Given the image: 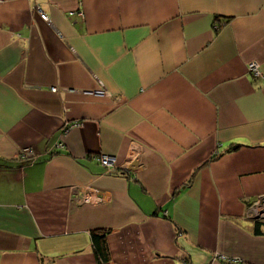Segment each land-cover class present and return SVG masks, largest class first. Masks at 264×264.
I'll list each match as a JSON object with an SVG mask.
<instances>
[{"label":"crops","instance_id":"1","mask_svg":"<svg viewBox=\"0 0 264 264\" xmlns=\"http://www.w3.org/2000/svg\"><path fill=\"white\" fill-rule=\"evenodd\" d=\"M260 196L264 0H0V264H264Z\"/></svg>","mask_w":264,"mask_h":264},{"label":"built area","instance_id":"2","mask_svg":"<svg viewBox=\"0 0 264 264\" xmlns=\"http://www.w3.org/2000/svg\"><path fill=\"white\" fill-rule=\"evenodd\" d=\"M37 11L39 13V16L41 19L43 20H48V17L46 15V13H44L43 11H41L39 8H37ZM247 69L249 71L250 74H252L253 76H260V70L258 67V64L255 61H250L247 64ZM96 94L102 95L104 94L106 91L104 88H98L94 91ZM63 131L66 132L67 131V126H65L63 128ZM34 153L32 151V149H30L29 147H23L20 151V156L21 157H33ZM97 160L99 161V163L105 167H109V166H114L115 164V158L111 155H107V154H98L96 155ZM82 201H89V196L83 194L80 197H76V199ZM253 216H256L258 218L263 217L264 218V197L260 196L259 198H257L254 202H253V206H252V211H251Z\"/></svg>","mask_w":264,"mask_h":264},{"label":"trees","instance_id":"3","mask_svg":"<svg viewBox=\"0 0 264 264\" xmlns=\"http://www.w3.org/2000/svg\"><path fill=\"white\" fill-rule=\"evenodd\" d=\"M261 224L264 225V221H255V231H258ZM107 232L108 230L106 229H98L90 232L91 244L93 246V252L97 260V264H110L109 250L105 242Z\"/></svg>","mask_w":264,"mask_h":264}]
</instances>
